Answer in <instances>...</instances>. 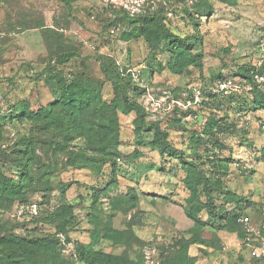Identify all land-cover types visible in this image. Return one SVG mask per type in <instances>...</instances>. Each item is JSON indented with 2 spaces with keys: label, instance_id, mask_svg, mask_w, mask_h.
I'll return each mask as SVG.
<instances>
[{
  "label": "rangeland",
  "instance_id": "rangeland-1",
  "mask_svg": "<svg viewBox=\"0 0 264 264\" xmlns=\"http://www.w3.org/2000/svg\"><path fill=\"white\" fill-rule=\"evenodd\" d=\"M193 9L208 11H191L187 19L185 11ZM155 11L174 33L200 37L202 70L177 68L163 44L127 38L131 18ZM263 41L264 0H0V168L19 177L7 165L25 155L18 144L24 135L37 137L27 200L0 201V237L58 240L55 257L30 249L31 260L12 264H108L86 261L81 244L122 264H264L251 256L240 216V224L212 216L198 200L202 192L188 189L201 188L203 176L222 179L213 190L216 208L233 220L248 214L252 241L264 236V104L254 103L253 86L239 70L264 63ZM60 56L54 63L62 79L83 74L110 101L115 92L104 67H111L130 81V99L144 107L139 130L134 110L118 111L119 143L105 163L74 158L81 150L101 155L85 135L58 149L61 135L18 118L25 100L36 109L55 99L45 68ZM262 77L264 95V70ZM154 123L170 131L186 162L155 149ZM64 206L73 216L68 233L42 226ZM110 229L125 238L90 236ZM5 248L0 245V261L16 258Z\"/></svg>",
  "mask_w": 264,
  "mask_h": 264
},
{
  "label": "trees",
  "instance_id": "trees-1",
  "mask_svg": "<svg viewBox=\"0 0 264 264\" xmlns=\"http://www.w3.org/2000/svg\"><path fill=\"white\" fill-rule=\"evenodd\" d=\"M211 11V7L206 8ZM203 9L202 11H197V9L185 11L186 18L190 19L191 13L198 12L200 16L206 15L205 12L208 10ZM192 11V12H191ZM137 19V20H135ZM132 22L135 24L131 31L127 34V38H144L145 41L149 42L151 47L154 42L158 44H163L167 50L172 54V60L176 62V67L184 65H195L200 70H202V56L203 53L200 51V37L198 35H180L171 31L164 21V16L158 11L149 13L145 17L139 16V18H131ZM137 22V23H136ZM197 23V22H196ZM129 36V37H128ZM196 51V52H193ZM59 58V59H58ZM64 60L63 56L54 59L50 58L48 65L46 66V71L50 69L49 77H45V83L50 82L52 85L53 94L55 99L45 105L40 106L36 109H32L31 104L28 100L24 101L22 112L18 115L20 120H30L36 122L38 130L43 132L52 130L55 135H61V141H55L57 143L58 149H65L67 146V141L71 138H75L79 135H85L88 140V145L90 149L95 152H100L101 155H87V152L78 151L75 154V159L82 161H90L92 163L102 162L105 163L112 158V155L116 151L117 145L119 143V122H118V111L130 112L134 110L137 114L135 119L136 128L139 130L143 125H145V111L144 107L136 102L132 101L129 96V90L132 88L130 81H125L123 77H120V72L114 70L111 67H104L107 73V78L111 80L114 88V97L107 101L103 99L101 89L99 87L93 86L90 80L85 79V75L76 74L71 80L62 79L57 73L55 62H62ZM53 64V65H52ZM48 68V69H47ZM244 73V78L252 84V89L249 90L254 103L262 106L264 104V95L259 86L256 75L262 76L264 70V63L257 67V65H252L251 67H241L239 69ZM241 72V73H242ZM210 97H217V93H213ZM217 99V98H216ZM211 124L214 122V117L210 118ZM209 122V123H210ZM154 132V138L152 145L155 149H158L160 154L169 153L170 155H175L179 157L182 161L186 162V157L184 155L185 150L177 148L170 139V131L167 129H162L158 123L152 124ZM213 127L210 125V128ZM181 130L185 131L186 127L181 126ZM37 137L31 135H24L18 144L22 145L26 149H19L25 153L21 157H15L12 159L14 165L18 171L19 177H15L12 174L6 173L0 168V201H15L20 200L26 201L27 197L25 195V189L30 184V180L34 179L35 167L31 164L36 160L37 154L35 153V143ZM216 146H222L221 143H216ZM20 155V154H19ZM77 155V156H76ZM11 169L9 168V171ZM202 187L193 188L189 185V190L196 191L201 197L198 199L203 207H206L209 213L214 217H220L222 220L237 223V218L243 213H239L234 217L229 216L228 213L223 212L216 208V199L213 196V190L215 187L220 188L222 186V179H217L212 182L210 178L203 176ZM72 212L68 206H64L57 211V214L53 218H48L44 220L42 226H56L60 231L68 233L70 229L67 228L69 217H73ZM248 215V214H245ZM70 217V218H71ZM58 221H60L58 223ZM238 224H240L238 222ZM242 225V224H240ZM243 226V225H242ZM244 229L246 237V244L249 242L248 233ZM99 231L93 230L91 232V238L107 240L110 238L120 240L125 238V236L118 230H106L102 237H100ZM121 234V236H120ZM264 234V233H263ZM197 242H204L202 238L197 237ZM251 243H256V241H251ZM16 245L14 249L11 246ZM58 244L57 239H52L49 237H39L36 239L22 238L16 235H3L0 237V245L6 247L4 249L5 253L15 254L16 258H6L0 261V264H12V262H21L23 259H32V251L30 249H36V251H48L53 257H55L56 246ZM248 245V244H247ZM9 246V247H8ZM11 249V250H10ZM23 249V250H22ZM79 251L82 253L86 261L90 258L94 262L106 261L108 264H116L119 261L118 257L115 255L102 253L101 251H94L92 246L79 245ZM52 257V258H53ZM56 259V258H55ZM116 259V260H115ZM54 260V258L52 259ZM22 261L21 263H23ZM56 264V263H50ZM184 264H188L187 262Z\"/></svg>",
  "mask_w": 264,
  "mask_h": 264
},
{
  "label": "built area",
  "instance_id": "built-area-1",
  "mask_svg": "<svg viewBox=\"0 0 264 264\" xmlns=\"http://www.w3.org/2000/svg\"><path fill=\"white\" fill-rule=\"evenodd\" d=\"M264 48V41L262 44ZM257 79H263L262 76L256 75ZM231 82V81H230ZM229 82V84H231ZM239 222L243 225L245 228L246 232L248 233V246L250 247V254L254 258H264V236H261V238L255 237V240L258 241V244H253L251 243L252 241V234L255 232V227L253 225L252 219L248 215H241L239 217ZM264 226V225H263ZM259 236V237H260Z\"/></svg>",
  "mask_w": 264,
  "mask_h": 264
}]
</instances>
